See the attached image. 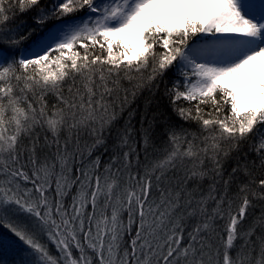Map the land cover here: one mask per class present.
<instances>
[{"label": "snow or ice", "instance_id": "snow-or-ice-1", "mask_svg": "<svg viewBox=\"0 0 264 264\" xmlns=\"http://www.w3.org/2000/svg\"><path fill=\"white\" fill-rule=\"evenodd\" d=\"M17 8L35 27L5 35ZM0 44L20 49L0 54L14 264H264V0H0ZM162 84L197 131L149 112Z\"/></svg>", "mask_w": 264, "mask_h": 264}, {"label": "trees", "instance_id": "trees-1", "mask_svg": "<svg viewBox=\"0 0 264 264\" xmlns=\"http://www.w3.org/2000/svg\"><path fill=\"white\" fill-rule=\"evenodd\" d=\"M42 3L44 4H50L52 3V0H42ZM81 13V12H80ZM8 15L11 17L9 21L6 22L5 25V35H8L7 29H16L17 26H19L21 32L20 34H22L23 32L28 31L30 28L35 27V21L33 19L35 13L34 11H29V12H24V13H20L18 8L14 9L13 12L8 13ZM76 16L79 15V13L75 14ZM66 19H70V17L68 18H64V20ZM58 21H50L49 25L52 23H55ZM46 30V29H45ZM38 33H33L32 37L29 38V40H26L20 47L21 48H27L33 39H35L36 35ZM3 47H7L11 53L12 56H18L20 53V49H13L8 47L6 44H0ZM173 78V73L170 71L167 76H166V80L169 84V87L171 86V80ZM122 84L124 87H130V84L127 80H123ZM148 97V93L145 91L143 93L140 94V96L133 102L132 107L137 109L138 115L136 117V120L139 121L140 119V115L139 113H143L145 110V102L146 99ZM157 109L159 111V113H163L166 115V117L168 118V120H170L172 123L180 125L183 124V126L185 128H190L191 131H197V125H195L194 123L189 125L188 123L180 120V118L178 116L175 115V113L172 111L171 105L169 103V100L167 97L163 96V84L161 85V91L158 92L153 100V104L149 106V112H157ZM127 112H125L124 117H121V121L120 123H123V119L126 117ZM150 118V117H149ZM137 128H139V123H137ZM37 131L39 132L40 130L37 129ZM45 133H41V138L43 137ZM50 135V134H49ZM137 139H139V137H137ZM154 140L155 143L157 144V146H161L163 141L167 140V133L165 131V121H160L154 128ZM255 142V141H253ZM109 144H112L113 141L111 139H109L108 141ZM141 144H137V148H140ZM102 151V150H101ZM245 152H250L249 149V145L246 144L245 148H244ZM99 152L94 153V155H98ZM109 152H105L104 156L102 157V160L106 161L108 159L109 156ZM250 156L251 158H255V153L254 152H250ZM235 165V160L234 159H230L225 163V175L227 176V174L229 172H231L232 167ZM190 166L189 164H186V167ZM256 175L260 176L262 175L260 170L256 171ZM210 183L209 180H205L203 182V189L206 190L208 184ZM232 191H235V186H233ZM260 212V208L257 207L255 210V215H259ZM124 219L125 221L127 220V214H124ZM194 223V221H190L189 222V226H191V224ZM219 224V230L222 232L223 230V226H224V222L220 221L218 222ZM1 234V233H0ZM12 245L11 248H9L7 246V248H2L0 249V264H14V261L16 259H18L24 252L25 250V246L23 245V243L21 241L18 240V238H16L14 235H12ZM1 239V238H0ZM125 239L127 240L128 237L127 235L125 236ZM215 240V238H214ZM50 250L53 252V254H56L55 251V247L53 245H49ZM258 256V248H257V252L254 254Z\"/></svg>", "mask_w": 264, "mask_h": 264}, {"label": "rangeland", "instance_id": "rangeland-1", "mask_svg": "<svg viewBox=\"0 0 264 264\" xmlns=\"http://www.w3.org/2000/svg\"><path fill=\"white\" fill-rule=\"evenodd\" d=\"M84 15L85 13L81 12L79 13V15H77V17H82ZM66 20H69V19H66ZM59 22L60 21L55 22V23H59ZM0 54H2V56L4 57H12L11 51L7 47H3L1 45H0ZM0 233H1L0 234V238H1L0 239V249L7 248V246L11 248L13 241H12V238L10 237H12L13 234L10 233L7 228H4V227H0Z\"/></svg>", "mask_w": 264, "mask_h": 264}]
</instances>
